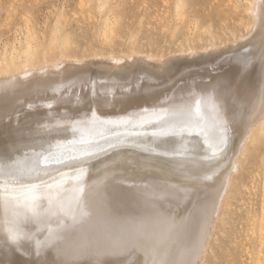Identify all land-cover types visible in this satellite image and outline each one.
Returning a JSON list of instances; mask_svg holds the SVG:
<instances>
[{
	"label": "bare ground",
	"instance_id": "1",
	"mask_svg": "<svg viewBox=\"0 0 264 264\" xmlns=\"http://www.w3.org/2000/svg\"><path fill=\"white\" fill-rule=\"evenodd\" d=\"M99 4L102 12L106 0ZM246 5L253 25L234 42L160 56L132 47L122 55L77 57L68 54L71 42L57 41L61 56L39 55L37 61L39 48L27 33L20 50L3 53L0 132L27 128L25 138L35 139L82 117L120 116L125 128L151 114L177 122L159 132L101 135L91 142L63 137L51 151L30 145L26 168L42 152L51 155L35 180L65 179L79 169L94 177L14 199L36 200L27 222L20 210L0 202V264H205L216 220L230 205L234 174L250 150L256 155L264 145V0ZM100 32L101 43L111 46L107 22ZM136 43L132 36L130 45ZM8 151L0 155L6 165L18 155ZM123 157L154 164L119 166ZM13 232L17 243L8 239ZM257 236L256 264H264V204Z\"/></svg>",
	"mask_w": 264,
	"mask_h": 264
},
{
	"label": "rangeland",
	"instance_id": "2",
	"mask_svg": "<svg viewBox=\"0 0 264 264\" xmlns=\"http://www.w3.org/2000/svg\"><path fill=\"white\" fill-rule=\"evenodd\" d=\"M99 1L0 0V58L5 52L12 53L14 47L20 50L27 33H31L29 36L32 38L34 50L40 49L35 52L37 54L35 60L40 61L44 55L50 59L61 56L60 48L56 44L53 45L57 41L58 45L65 41L71 42L68 54L77 57L109 52L122 55L130 52L132 47H136L137 51L160 56L182 49L187 50L188 47H205L211 43L228 40L234 42L235 39L237 41L253 25L251 22L254 15L252 16L253 13L250 14L249 8L246 7V0H106L102 12L99 11ZM178 13L182 14L180 18H177ZM104 22L108 23L112 32L111 46L104 45L100 40L101 25ZM132 36L137 37L135 46L130 45ZM50 43L52 52H49ZM43 49L47 50V56L46 53L43 55L40 53L44 52ZM121 120L123 117L120 116L76 118L55 127L57 129L48 130L35 139L25 138L31 135L27 128H9L0 132V155L8 150L18 155L13 164L6 165V158L0 160V169L6 166L12 172H15L17 167L21 170L26 169L24 163L27 159L31 160L33 155V149L28 148L30 145L34 148L39 143L44 145L47 151H51L58 143L57 140L63 137L91 142L101 135L142 133L150 130L159 132L177 122L171 118L165 119L159 114H151L143 123L125 128L119 124L123 122ZM191 131L195 136L201 135L200 131L195 132L194 129ZM256 144L254 142L250 148L253 149ZM212 151V155L217 154L215 150ZM119 161V166L123 167L141 163L154 164L140 158L123 157ZM240 168L234 174V191L229 200L230 205L220 211V219L216 220L205 264H256L259 249L257 231L264 204V145L259 148L256 155L254 150H250L243 158ZM78 172L79 175L65 179L53 175L46 180H34V183L41 186V191L35 195L42 196L41 193L44 192L61 191L88 182L94 177L87 170L79 169ZM1 189L7 190L3 192ZM30 192L34 191L0 185V202L7 207L11 206L12 209L20 210L19 215L25 217L27 222L29 218L27 212L31 211L32 205L14 199L17 200ZM27 261L35 262L33 259Z\"/></svg>",
	"mask_w": 264,
	"mask_h": 264
},
{
	"label": "snow or ice",
	"instance_id": "3",
	"mask_svg": "<svg viewBox=\"0 0 264 264\" xmlns=\"http://www.w3.org/2000/svg\"><path fill=\"white\" fill-rule=\"evenodd\" d=\"M226 131V128L222 130L220 140L221 144L226 143ZM85 154L90 155L91 153L86 151ZM50 159L51 155L48 152H42L37 158L35 164L31 167L26 168L25 170H21L17 167V170L15 172H12L7 168V166L3 169H0V175H2V179H0V185H10L12 187L27 188L29 191H41V186L37 183H34V180L39 176L42 168L49 166ZM31 211L34 214L36 212L35 199L32 200ZM83 214L86 215V213ZM8 239L12 243L18 242L17 234L15 232L10 233Z\"/></svg>",
	"mask_w": 264,
	"mask_h": 264
}]
</instances>
